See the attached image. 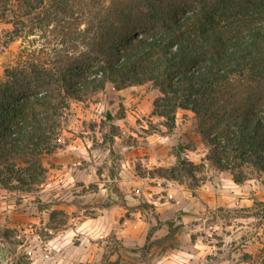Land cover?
I'll return each mask as SVG.
<instances>
[{
  "label": "trees",
  "instance_id": "trees-1",
  "mask_svg": "<svg viewBox=\"0 0 264 264\" xmlns=\"http://www.w3.org/2000/svg\"><path fill=\"white\" fill-rule=\"evenodd\" d=\"M1 4L0 19L9 11L14 38L26 41L0 80V186L42 184L71 103L110 85H154L169 130L179 110L193 113L207 161L236 184L264 174V0ZM182 153L166 171L175 181L191 165Z\"/></svg>",
  "mask_w": 264,
  "mask_h": 264
},
{
  "label": "rangeland",
  "instance_id": "rangeland-1",
  "mask_svg": "<svg viewBox=\"0 0 264 264\" xmlns=\"http://www.w3.org/2000/svg\"><path fill=\"white\" fill-rule=\"evenodd\" d=\"M2 7L1 4V10ZM7 16L4 20L0 19V80L4 79L5 69L15 63L26 41L14 38L15 28L11 22L16 19L11 17L9 11ZM124 90L125 96L110 85L82 103L73 101L63 119L62 130L66 132L61 133L62 146L72 132L91 144L92 152L89 150L87 155L78 154L80 150L76 151V155L70 154L71 158L68 157L69 154L62 155L65 163H69V159L79 163L73 166V172H88L85 178L88 188L84 187L81 191L88 199L86 206L92 207V200L113 205L111 203L115 196L103 194L101 187L115 192L122 186L130 190L129 194L119 195L122 200L130 202L125 199L127 196L136 199L145 214L143 220L147 221V226L142 234V246L137 245L134 250L119 249L112 244L109 246L110 254L105 258L106 264H156L170 248L179 247V240L185 237V230L182 229V223H179L182 220L179 211L175 214L172 211L165 215L158 214L155 206L147 202L150 188H162L160 193L153 196L154 199L158 200L161 196H164L162 200L167 199L165 189L170 181L182 185L194 195V190L203 187L211 189L206 194L213 192L214 187L225 190L227 200L231 197L233 204L228 209L210 207L208 199L213 197L204 196L207 208H202L198 213L202 225L199 234L210 238V244L220 248L225 260H230L231 264H244L245 255L250 254L254 264H262L264 174L246 172L248 180L236 184L230 172H220L207 161L210 148L197 132V119L193 113L179 110L175 128L169 130L166 119L155 115V103L161 98V93L154 85L145 84L140 88L130 87ZM74 104L79 105L75 107ZM90 105L98 106V110L93 111L92 117L86 116L84 123H76L78 115H81L78 108L87 110ZM141 108L145 115L135 121L134 111ZM178 153H182V158L191 165L186 167L188 172H174L179 178L175 181L168 177L170 172L166 171L177 164ZM49 163H52V168L63 167L54 161ZM135 188H140L139 194L134 191ZM37 191L38 187L28 191L30 198H35L32 204H37ZM90 198L92 199L89 201ZM120 199L113 202L119 204ZM188 200L186 199L187 202ZM84 213L94 217L96 211L85 209ZM48 232L35 224L30 226L27 238L16 239L10 229L0 227V264H37L35 256L38 250L44 249L50 236ZM209 234L214 236L215 242L211 241ZM247 260L250 261L249 258Z\"/></svg>",
  "mask_w": 264,
  "mask_h": 264
},
{
  "label": "crops",
  "instance_id": "crops-1",
  "mask_svg": "<svg viewBox=\"0 0 264 264\" xmlns=\"http://www.w3.org/2000/svg\"><path fill=\"white\" fill-rule=\"evenodd\" d=\"M118 93L126 95L125 90ZM74 105L78 107L79 104ZM78 109L81 115H78L76 123L81 124L84 123L86 116H93V111L98 110V106L90 105L87 110ZM136 111H134L135 121L142 119L145 115L142 108ZM62 132L66 131L62 130ZM68 135V141L64 140L65 144L62 146L63 138L60 134L56 142L58 146L56 151L42 159L47 172L44 182L36 186L38 187L37 204H32L35 198H30L29 190L6 189L0 186V227L10 229L16 239L27 238L30 226L35 224L45 232L49 231L50 236L44 249L38 250L35 256L37 264H106L105 258L110 254V245L113 244L119 249L134 250L137 245L142 246V234L147 226V221L143 220L145 214L136 199L127 196L125 199L130 202L125 203L122 200L123 198L119 195L129 194L130 191L122 186L115 192L101 187L103 194L115 196L113 201H119L121 198L122 204H115L112 201L113 205L110 206V203L92 200V207L86 206L89 202L81 191L86 187L85 178L88 172H73V166L79 163L71 159L69 163H65L62 161V155L69 154L68 157L71 158L70 154L76 155L78 153L76 151L79 150L78 154L87 155L91 150V144L88 140L83 141L75 136L73 132ZM49 161L62 165V169L52 168V163ZM168 185L165 189L167 199L162 200L164 196L158 200L154 199L153 196L160 193L162 188H150L147 202L155 206L158 214L165 215L171 211L175 214L179 211L178 214L182 217L179 223H182L185 237L179 240L181 243L179 247L170 248L156 264H231L230 260H225L220 248L210 244L212 243L210 238L199 234L202 225L198 213L202 208H207L203 201L205 195L213 197L208 201L210 207L214 209L232 207V198L229 197L227 203L225 190L217 187L208 194L206 193L211 191L210 188H197L194 190L196 193L194 195L173 181H170ZM134 191L139 194L140 188H135ZM186 199H189L188 202ZM85 209L96 211L95 216L90 217L85 214ZM194 220L197 222L194 223ZM211 235L208 236L215 242L214 236ZM47 258L50 260L48 261ZM245 258L244 264H254L252 254L245 255ZM248 258L250 261L247 260Z\"/></svg>",
  "mask_w": 264,
  "mask_h": 264
}]
</instances>
